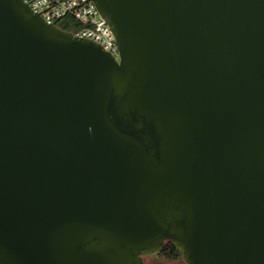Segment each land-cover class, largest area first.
Segmentation results:
<instances>
[{"label": "water", "instance_id": "obj_1", "mask_svg": "<svg viewBox=\"0 0 264 264\" xmlns=\"http://www.w3.org/2000/svg\"><path fill=\"white\" fill-rule=\"evenodd\" d=\"M94 1L0 0V264H264V0Z\"/></svg>", "mask_w": 264, "mask_h": 264}, {"label": "built area", "instance_id": "obj_2", "mask_svg": "<svg viewBox=\"0 0 264 264\" xmlns=\"http://www.w3.org/2000/svg\"><path fill=\"white\" fill-rule=\"evenodd\" d=\"M31 9L39 14L48 24H60L71 19L77 21L80 27L75 35L92 39L117 60H120V50L116 38L107 20L101 15L94 0H23ZM61 28V27H60ZM76 29V28H75Z\"/></svg>", "mask_w": 264, "mask_h": 264}, {"label": "trees", "instance_id": "obj_3", "mask_svg": "<svg viewBox=\"0 0 264 264\" xmlns=\"http://www.w3.org/2000/svg\"><path fill=\"white\" fill-rule=\"evenodd\" d=\"M70 20L71 19H67V20L63 21L60 24V27L62 29H64V30H68L70 32H76L77 29L80 27V24L77 21H73V19H72V22H74V23L72 24V23H70L71 22ZM161 254L166 255L170 259H179V258H181L180 254L177 251V249L175 248V246L169 241L166 243V245H165L163 251L161 252Z\"/></svg>", "mask_w": 264, "mask_h": 264}, {"label": "rangeland", "instance_id": "obj_4", "mask_svg": "<svg viewBox=\"0 0 264 264\" xmlns=\"http://www.w3.org/2000/svg\"><path fill=\"white\" fill-rule=\"evenodd\" d=\"M147 264H186L182 258L170 259L164 254H157L145 258Z\"/></svg>", "mask_w": 264, "mask_h": 264}]
</instances>
